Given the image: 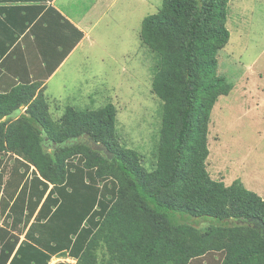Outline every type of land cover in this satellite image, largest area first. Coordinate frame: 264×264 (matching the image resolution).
Here are the masks:
<instances>
[{
	"label": "trees",
	"instance_id": "obj_1",
	"mask_svg": "<svg viewBox=\"0 0 264 264\" xmlns=\"http://www.w3.org/2000/svg\"><path fill=\"white\" fill-rule=\"evenodd\" d=\"M42 1L0 0V59L45 21L44 5L34 4ZM229 3L163 0L142 21L141 41L157 59L151 90L162 103L150 168L120 141L113 103L67 105L54 119L42 81L0 92V264L61 256L76 264H194L207 256L200 263L264 264V237L242 220L264 224V197L240 179H214L207 167L211 113L233 89L218 72L231 36ZM71 27L76 39L61 59L84 35Z\"/></svg>",
	"mask_w": 264,
	"mask_h": 264
},
{
	"label": "rangeland",
	"instance_id": "obj_2",
	"mask_svg": "<svg viewBox=\"0 0 264 264\" xmlns=\"http://www.w3.org/2000/svg\"><path fill=\"white\" fill-rule=\"evenodd\" d=\"M162 3L67 0L69 13L85 16L92 30L75 59L55 79L60 76L58 81L66 82L62 94L69 96L68 101L54 100L59 107L49 101L51 94H58L57 84H51L52 92L46 95L54 119L61 117L67 105L81 109L113 103L120 141L142 154L146 168L155 163L162 103L151 90L156 55L143 44L140 32L143 19L157 12ZM227 26L231 36L219 51L218 72L227 77L233 89L213 107L207 167L214 179L226 185L240 179L246 188L264 197V0H230ZM12 164L13 158L4 156L5 179ZM185 219L198 227L211 223ZM209 258L200 262L207 263ZM60 262L76 264L77 260L53 257L49 264Z\"/></svg>",
	"mask_w": 264,
	"mask_h": 264
},
{
	"label": "crops",
	"instance_id": "obj_3",
	"mask_svg": "<svg viewBox=\"0 0 264 264\" xmlns=\"http://www.w3.org/2000/svg\"><path fill=\"white\" fill-rule=\"evenodd\" d=\"M44 5V10L40 16L45 21L36 24V30L33 34H23L13 43L9 51L0 59V92H6L13 86L20 83H33L42 81V86L45 87V95L52 92L49 89L51 84L59 85L58 94H51L50 100L56 107L60 103H55L60 99L68 101L69 96L62 94V89L66 86L65 81L61 79L62 70L64 67L75 59L77 52L81 49L84 41L89 38L92 27L88 25L85 16H76L66 9L67 0H44L41 3ZM49 7L58 11L65 20L57 18V14L51 11ZM83 32V37L70 49L69 53L61 59L63 50L76 39V32L73 27ZM28 32V31H27ZM30 33V32H29ZM53 70V71H51ZM26 107L21 108V113Z\"/></svg>",
	"mask_w": 264,
	"mask_h": 264
},
{
	"label": "water",
	"instance_id": "obj_4",
	"mask_svg": "<svg viewBox=\"0 0 264 264\" xmlns=\"http://www.w3.org/2000/svg\"><path fill=\"white\" fill-rule=\"evenodd\" d=\"M94 148L95 149H97V150H99V151H103V152H105L106 154H108L109 156V159H112L113 158V154H110L109 153V151L106 149V147H105V145H101V144H99V143H97V142H94ZM244 222H246V223H248V224H250V225H252L254 228H256V229H258L261 233H262V235H263V237H264V224L263 223H261V221H258V220H256V219H242ZM239 221H241V219L239 220Z\"/></svg>",
	"mask_w": 264,
	"mask_h": 264
},
{
	"label": "clouds",
	"instance_id": "obj_5",
	"mask_svg": "<svg viewBox=\"0 0 264 264\" xmlns=\"http://www.w3.org/2000/svg\"><path fill=\"white\" fill-rule=\"evenodd\" d=\"M26 109V108H25Z\"/></svg>",
	"mask_w": 264,
	"mask_h": 264
}]
</instances>
